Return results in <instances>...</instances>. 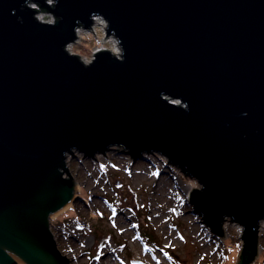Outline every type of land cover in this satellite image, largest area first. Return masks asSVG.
<instances>
[{
    "label": "water",
    "instance_id": "obj_1",
    "mask_svg": "<svg viewBox=\"0 0 264 264\" xmlns=\"http://www.w3.org/2000/svg\"><path fill=\"white\" fill-rule=\"evenodd\" d=\"M22 3L0 0V264L71 263L50 227L77 198L67 155L114 146L163 155L196 179L194 210L219 235L226 219L243 224L239 264L253 262L264 217V0H60L54 27ZM93 11L121 38L122 62L108 50L90 64L62 51Z\"/></svg>",
    "mask_w": 264,
    "mask_h": 264
},
{
    "label": "rangeland",
    "instance_id": "obj_2",
    "mask_svg": "<svg viewBox=\"0 0 264 264\" xmlns=\"http://www.w3.org/2000/svg\"><path fill=\"white\" fill-rule=\"evenodd\" d=\"M106 27L77 36L74 54L85 64L103 47L120 55ZM66 165L65 177L79 191L67 209L53 215L50 227L70 264L240 263L243 229L226 219L222 234L215 233L190 202L202 186L159 154L135 159L114 146L94 157L74 151ZM193 181L197 186L186 192ZM253 264H264V229Z\"/></svg>",
    "mask_w": 264,
    "mask_h": 264
},
{
    "label": "clouds",
    "instance_id": "obj_3",
    "mask_svg": "<svg viewBox=\"0 0 264 264\" xmlns=\"http://www.w3.org/2000/svg\"><path fill=\"white\" fill-rule=\"evenodd\" d=\"M59 2L60 0H43V3L44 5H46V7L44 6V8L42 9L39 7L41 0H23V3L21 4L20 7H21V10L27 9V10L32 11L33 9H37V11L35 12L32 11L34 21L38 22L41 25L54 27L57 24V21H56L57 15L55 14L51 6H55L56 8ZM44 9H47V10H44ZM13 14H15V9H13ZM89 20H90V23L87 27L85 26L84 22H83V25H84L83 28L79 27L77 23L74 24L73 33L75 34V36H79L81 33H84V32H90L92 30H95L97 29L98 25L106 26L109 23V20L104 16V14L97 12V11H93L89 14ZM75 43H79V41L72 38L66 41L61 46L62 51L70 58L74 57ZM115 44L119 45V48H117L116 51L120 53L117 61L122 62L125 58V49L123 47L121 38L117 36V34L115 35V39H114V45ZM162 93L164 92H161V94ZM185 104H186V111H187L189 108V105L186 101H185ZM244 114L246 115V113ZM239 224L242 226V229L244 231L245 226L241 223ZM260 229H264V217L259 218V220L257 221V224L254 226V230L257 231L258 235L260 234ZM241 264H243L242 260H241ZM248 264H253L252 260L248 261Z\"/></svg>",
    "mask_w": 264,
    "mask_h": 264
},
{
    "label": "bare ground",
    "instance_id": "obj_4",
    "mask_svg": "<svg viewBox=\"0 0 264 264\" xmlns=\"http://www.w3.org/2000/svg\"><path fill=\"white\" fill-rule=\"evenodd\" d=\"M51 7H53V6H51ZM56 21H57V18H56ZM80 27V26H79ZM107 27H108V25H107ZM107 27H106V36H108L107 35ZM81 28H83V27H81ZM114 36V35H113ZM115 37V36H114ZM105 46V45H104ZM104 51V50H107L106 49V47H103L102 49H99V50H97L95 53H97V52H100V51ZM108 51H110V50H108ZM112 54L115 56V57H118L117 55H116V53H114V52H112ZM95 56V55H94ZM96 57V56H95ZM90 63H92V62H90ZM90 63H88V64H90ZM160 155V154H159ZM161 156V155H160ZM143 157V156H142ZM162 157H164L163 155H162ZM165 158V160L167 159V157H164ZM184 173V172H183ZM194 179V178H193ZM196 180V179H195ZM199 184V183H198ZM200 185V184H199ZM197 186V184L195 183V181H193L189 186H188V188L186 189L187 191L186 192H189V191H191V189H193L194 187H196ZM76 191H79V190H77L76 189V187H75V192ZM70 205V204H69ZM69 205H67L66 207H64L63 209H61L60 211H58V212H61V211H63V210H65V209H67L68 207H69ZM194 207V206H193ZM57 213V212H56ZM56 213H54V214H56ZM53 214V215H54ZM53 215H51L50 216V222H51V218L53 217ZM230 220V219H229ZM226 221H228V220H226ZM231 221V220H230ZM239 226V229H240V231H242V227L240 226V225H238ZM193 232H192V235L194 234V235H196L197 233V229H196V227H194L193 228V230H192ZM243 239V238H242ZM243 241V243H244V240H242ZM242 252V251H241Z\"/></svg>",
    "mask_w": 264,
    "mask_h": 264
},
{
    "label": "trees",
    "instance_id": "obj_5",
    "mask_svg": "<svg viewBox=\"0 0 264 264\" xmlns=\"http://www.w3.org/2000/svg\"><path fill=\"white\" fill-rule=\"evenodd\" d=\"M40 8H42L41 6H39ZM43 9V8H42ZM37 10V9H36ZM44 10H46V9H44Z\"/></svg>",
    "mask_w": 264,
    "mask_h": 264
},
{
    "label": "snow or ice",
    "instance_id": "obj_6",
    "mask_svg": "<svg viewBox=\"0 0 264 264\" xmlns=\"http://www.w3.org/2000/svg\"><path fill=\"white\" fill-rule=\"evenodd\" d=\"M237 247H239V245H237Z\"/></svg>",
    "mask_w": 264,
    "mask_h": 264
}]
</instances>
